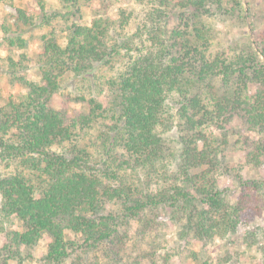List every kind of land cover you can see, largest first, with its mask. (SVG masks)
Returning <instances> with one entry per match:
<instances>
[{
    "label": "trees",
    "instance_id": "obj_1",
    "mask_svg": "<svg viewBox=\"0 0 264 264\" xmlns=\"http://www.w3.org/2000/svg\"><path fill=\"white\" fill-rule=\"evenodd\" d=\"M89 1L61 0V13L47 14L41 6L40 20L17 8L12 22L5 18L1 24L0 49L8 51L9 82L27 92L0 104V165L13 166V171L0 173V233L2 222L12 216L22 223L21 230L6 231L0 264H23L44 233L50 241L35 264H171L173 254L160 238L158 209H167L179 238L207 242L234 232L242 200L250 192H264V180L237 173L241 194L232 203L216 175L230 166L202 130L207 121L237 115L263 133L249 143L246 161H264V29L252 30L251 42L241 49L211 54L212 27L202 18L214 11L242 15L243 0H137L139 8L122 7L118 18L95 17L89 24L70 20ZM139 13L131 42L140 45L107 80L103 98L79 96L87 111L74 114L54 108L51 99L65 72L87 74L121 48L130 49L122 32ZM56 15L68 22L65 41L61 44L54 32L42 35V51L36 56L40 81L35 82L25 74L24 52L17 58L11 53L25 48L23 34L29 28ZM216 78L221 91L211 84ZM207 87L210 108L199 92ZM175 95L180 97L181 130L170 170L161 127L168 125L166 105ZM98 123L106 133L97 160L75 136ZM109 202L118 203L120 212H110ZM131 219L139 223V239L129 247L132 237L119 227ZM66 230L76 236L67 239Z\"/></svg>",
    "mask_w": 264,
    "mask_h": 264
},
{
    "label": "rangeland",
    "instance_id": "obj_2",
    "mask_svg": "<svg viewBox=\"0 0 264 264\" xmlns=\"http://www.w3.org/2000/svg\"><path fill=\"white\" fill-rule=\"evenodd\" d=\"M242 5V15L237 13L230 16L214 11L212 16L202 17L203 22L212 27L209 47L211 54L221 50L231 53L241 49L244 45H249L251 42L252 30L259 31L264 29V0H243ZM41 6H43L47 14L51 12L61 13L65 9L61 0H0V27L5 18H9L10 22H12V16L15 15L17 8L26 9L37 20L38 18L40 20V17L43 16ZM122 7L137 9L139 4L137 0H90L81 6L79 12L71 15L70 20L81 24H89L95 17L118 18L119 9ZM136 12L138 13L137 10ZM140 15L141 13H139V16L131 17L129 24L122 32L129 41L130 49L121 48L120 52L115 54L107 64H99L87 74L76 76L70 70L64 73L60 78V88L51 99V105L54 108L65 109L69 114H74L78 111H87L86 103L78 101L77 98L79 96L103 98V95L106 94L107 80L117 74L119 68L135 54L136 47L140 45L139 43L131 42L133 39L131 35L136 30ZM67 24L66 20L56 15L55 18L50 19V22H44L29 28L23 34L26 39L25 48L22 50L14 49L11 54L17 58L19 52H24L27 56L25 74L28 79L35 82L40 81L36 56L42 51V35L54 32L55 37L62 44L67 34ZM7 54L8 51L5 48L0 49V104H3L9 96L17 97L27 92L25 86L9 82L5 60ZM211 84L214 89L215 87L217 88V91L222 90L219 78L211 81ZM199 92L201 93L202 102L210 108L208 99L210 87L204 90L200 88ZM178 100H180V97L175 95L174 99H170L167 102L165 117L169 121V126L161 127L163 136L167 141V152L169 151L167 162L170 170L175 168L174 164L179 150L181 125L179 127ZM202 130L207 136L208 143L210 142L214 147L220 149L218 156L223 164L230 166L229 170L225 166L220 172L218 171L220 169H217L216 175L219 186L225 190L228 199L234 203L241 194V188L236 177L237 173L246 179L264 180V161L259 164L246 161V149L249 143L258 140L263 133L246 126L237 115H234L230 120H225V117L220 116L214 122L207 121L203 125ZM105 133L106 129L98 123L91 128L78 130L75 139L80 146L88 148L93 153V157L97 158L98 154L102 152V140L105 137ZM171 153H174V156ZM12 167L1 164L0 173L13 171ZM237 168H239L240 172H237ZM128 172L131 171L128 170ZM138 177L142 178V173ZM136 178L137 176L134 177V180ZM142 179L144 180V178ZM153 182L154 180L150 181L153 184L152 188L155 186ZM249 195L242 200L240 205L243 208V212L236 230L226 234L224 237L216 236L207 242L190 238H179L177 235L178 228L171 223L167 209H158L157 222H159L160 238L164 241L166 250L173 254L171 264H264V192L259 193L257 196H255V193L250 192ZM106 207L115 214L120 212L118 203L109 202ZM2 224L4 231L0 233V244L5 240L6 231L22 229V223L14 216L3 221ZM138 226L139 223L136 219H131L129 223L123 225L120 224V231H126L132 237V241L128 242L129 247H132L134 242H137L136 238L139 239L135 234ZM65 236L67 239H72L76 235L66 230ZM151 237L152 234L146 236V239L150 240L152 239ZM49 241L50 236L44 233L38 242L29 249L31 257H25L23 264H35L37 259L45 254ZM192 251L196 253V256L191 255ZM102 252V250H99L98 254L102 255ZM131 252L135 251L132 250ZM8 264H14V262L9 261Z\"/></svg>",
    "mask_w": 264,
    "mask_h": 264
}]
</instances>
